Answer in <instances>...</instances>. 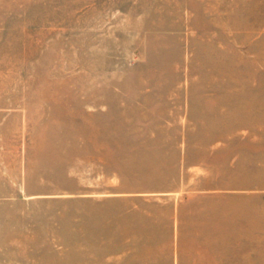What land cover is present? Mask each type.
<instances>
[{"label":"rangeland","instance_id":"obj_1","mask_svg":"<svg viewBox=\"0 0 264 264\" xmlns=\"http://www.w3.org/2000/svg\"><path fill=\"white\" fill-rule=\"evenodd\" d=\"M225 148L254 171L264 264V0H0V264L107 249L111 208Z\"/></svg>","mask_w":264,"mask_h":264},{"label":"crops","instance_id":"obj_2","mask_svg":"<svg viewBox=\"0 0 264 264\" xmlns=\"http://www.w3.org/2000/svg\"><path fill=\"white\" fill-rule=\"evenodd\" d=\"M216 155L225 163L212 162L203 176L190 173L194 182L188 186L155 192L150 202L111 208L115 213L109 218L107 249H100L101 240L94 237L74 257L64 251L26 252L27 257L75 258V264H260V196L254 171L238 169L230 175L228 149Z\"/></svg>","mask_w":264,"mask_h":264}]
</instances>
